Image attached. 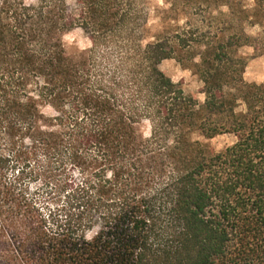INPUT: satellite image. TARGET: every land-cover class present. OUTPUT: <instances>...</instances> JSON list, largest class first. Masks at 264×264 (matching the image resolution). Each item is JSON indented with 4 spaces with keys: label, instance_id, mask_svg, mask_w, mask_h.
I'll return each mask as SVG.
<instances>
[{
    "label": "trees",
    "instance_id": "16d2710c",
    "mask_svg": "<svg viewBox=\"0 0 264 264\" xmlns=\"http://www.w3.org/2000/svg\"><path fill=\"white\" fill-rule=\"evenodd\" d=\"M147 25L144 0H0V264H264L251 38ZM74 29L90 47L71 54ZM179 51L201 60L203 106L161 68Z\"/></svg>",
    "mask_w": 264,
    "mask_h": 264
},
{
    "label": "rangeland",
    "instance_id": "374dc122",
    "mask_svg": "<svg viewBox=\"0 0 264 264\" xmlns=\"http://www.w3.org/2000/svg\"><path fill=\"white\" fill-rule=\"evenodd\" d=\"M35 4L37 0H25ZM73 6L75 0H68ZM148 17V41L172 35L185 27H192L199 40L205 45H215L236 35L251 38L248 45L238 48V55L247 61L244 79L247 83H264V0H144ZM66 50L78 53L90 47V40L81 29H74L64 38ZM236 41V40H235ZM199 51V48L198 50ZM176 59L162 63V70L176 83H180L187 94L192 95L199 106L206 101L205 84L197 72L200 58L187 60V54L178 52ZM181 59V60H180ZM243 102L238 103V112L245 111ZM148 135L149 125L142 127ZM194 140L210 146V152H221L233 145V134H222L213 139H205L200 132Z\"/></svg>",
    "mask_w": 264,
    "mask_h": 264
}]
</instances>
